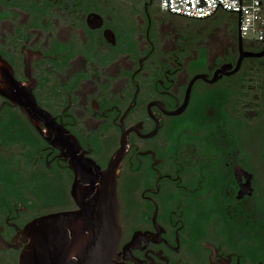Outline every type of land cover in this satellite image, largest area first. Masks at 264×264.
I'll use <instances>...</instances> for the list:
<instances>
[{
	"label": "flooded vegetation",
	"instance_id": "flooded-vegetation-1",
	"mask_svg": "<svg viewBox=\"0 0 264 264\" xmlns=\"http://www.w3.org/2000/svg\"><path fill=\"white\" fill-rule=\"evenodd\" d=\"M237 31L192 45L156 0H0V56L59 127L47 141L0 96V264L19 263L30 223L78 209L122 137L117 264H264V151L240 69L220 74Z\"/></svg>",
	"mask_w": 264,
	"mask_h": 264
},
{
	"label": "water",
	"instance_id": "water-1",
	"mask_svg": "<svg viewBox=\"0 0 264 264\" xmlns=\"http://www.w3.org/2000/svg\"><path fill=\"white\" fill-rule=\"evenodd\" d=\"M240 15H237L238 58L234 68L223 67L221 75L238 72L244 59L264 57V49L260 52L243 50L240 35ZM228 71H231L227 73ZM0 96L17 106L42 135L59 133V127L37 105L31 88L21 84L14 78L8 63L0 56ZM38 121L45 122V130L40 131ZM60 137L62 145L67 148L80 147L77 141L65 131ZM54 145V141L50 142ZM126 151L122 137L120 146L110 158L107 168L99 173L100 181L94 180L87 191L76 196L78 209L74 212L58 213L42 217L30 223L24 230L25 248L20 253L18 264H117V246L120 240L119 204L116 194L117 177L121 160ZM71 169L78 176L85 174V168L71 163ZM96 182L98 184H96Z\"/></svg>",
	"mask_w": 264,
	"mask_h": 264
},
{
	"label": "trees",
	"instance_id": "trees-1",
	"mask_svg": "<svg viewBox=\"0 0 264 264\" xmlns=\"http://www.w3.org/2000/svg\"><path fill=\"white\" fill-rule=\"evenodd\" d=\"M158 2L159 0H156L157 6ZM162 15L166 22L171 23L180 32L185 31L186 36L193 39L192 45L199 38L205 39L213 28L225 24L229 29H235L237 25V16L224 11H218L213 16L201 20L186 19L166 13ZM243 49L254 53L263 50L255 45H247L245 42H243ZM202 54L205 57V51ZM235 76L236 85L239 87L235 96L239 104L243 106V111L247 109L252 113L253 153H262L264 151V57L244 59L240 71Z\"/></svg>",
	"mask_w": 264,
	"mask_h": 264
},
{
	"label": "built area",
	"instance_id": "built-area-1",
	"mask_svg": "<svg viewBox=\"0 0 264 264\" xmlns=\"http://www.w3.org/2000/svg\"><path fill=\"white\" fill-rule=\"evenodd\" d=\"M162 13L206 19L218 11L240 15V35L247 45L264 49V0H159Z\"/></svg>",
	"mask_w": 264,
	"mask_h": 264
},
{
	"label": "rangeland",
	"instance_id": "rangeland-1",
	"mask_svg": "<svg viewBox=\"0 0 264 264\" xmlns=\"http://www.w3.org/2000/svg\"><path fill=\"white\" fill-rule=\"evenodd\" d=\"M223 43H227L224 39L223 30L217 31L214 36L210 39V54L211 57L220 55L222 53L221 49L223 47ZM225 46V45H224Z\"/></svg>",
	"mask_w": 264,
	"mask_h": 264
}]
</instances>
